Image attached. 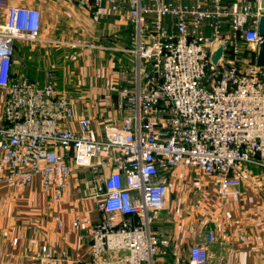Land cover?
<instances>
[{
    "label": "built area",
    "instance_id": "obj_1",
    "mask_svg": "<svg viewBox=\"0 0 264 264\" xmlns=\"http://www.w3.org/2000/svg\"><path fill=\"white\" fill-rule=\"evenodd\" d=\"M74 1L97 19L134 27L135 46L124 52L136 56V82L121 89L132 114L98 136L53 73L45 81L16 75L17 44L45 41L42 15L0 0V184L38 183L59 203L76 171L90 172L89 198L100 214L88 236L91 264H155L171 244L153 232V214L169 208L178 170L215 177L224 195L242 186L243 166L264 170V67L257 65L264 0ZM217 46L223 54L214 66ZM73 223L81 228L84 220L78 214ZM39 256L57 264L46 247ZM207 258L206 247L194 245L187 264Z\"/></svg>",
    "mask_w": 264,
    "mask_h": 264
},
{
    "label": "crops",
    "instance_id": "obj_2",
    "mask_svg": "<svg viewBox=\"0 0 264 264\" xmlns=\"http://www.w3.org/2000/svg\"><path fill=\"white\" fill-rule=\"evenodd\" d=\"M11 4L40 10L45 40L17 44L21 64H15V74L45 81L53 73L58 91L77 100L78 115L92 116L98 136L109 123L123 126L132 110L124 104L121 89L133 87L137 77L136 56L124 52L135 46L134 27L114 17L101 19L100 27L92 11L74 0H19L16 4L11 0ZM113 22L119 28L118 51L111 52L106 43L101 48L83 43L84 47H74L78 31L89 33L97 27L108 34ZM50 41L63 44L51 46ZM239 176L242 186L229 188L224 195L215 177L197 170L175 173L169 208L153 214V232L171 244L167 255L155 264H187L194 245L206 247L208 264H264V170L245 165ZM93 181L90 172L77 170L59 203H52L38 183L27 188L0 184V264H46L39 256L44 247L57 264H91L88 236L100 220L96 200L89 198ZM78 214L84 224L74 228ZM210 232L215 234L212 243Z\"/></svg>",
    "mask_w": 264,
    "mask_h": 264
},
{
    "label": "rangeland",
    "instance_id": "obj_3",
    "mask_svg": "<svg viewBox=\"0 0 264 264\" xmlns=\"http://www.w3.org/2000/svg\"><path fill=\"white\" fill-rule=\"evenodd\" d=\"M12 1L15 4L19 3V0H12ZM0 15L2 16L3 12H1ZM92 17H93L92 19L94 20L95 24L101 27L100 24L102 22L100 20L103 19V18L97 19L95 15L94 16L92 15ZM41 20H42V16H41ZM112 24H113L112 25V29H111V31L108 32V34L104 33L102 29H98L96 26H95L96 27L95 31L90 30L89 33H83L82 31H78L77 34L75 35V38H74V43L77 44V45L74 44V47L80 48L79 46H83L84 47L83 44H94L95 46L101 48L103 46H106V45H102L103 43H106L108 45V47L110 48L109 50L111 52L112 51H118L120 46L116 45L115 43H117V40H118V33H119L118 30H119V28L117 26V23L114 24V22H113ZM87 41H89V43H86ZM37 53L38 52H36V54ZM36 54H33L34 57H37ZM131 55H133V54H131ZM20 58H21L20 56H16V66L21 64V62H20L21 59ZM29 60L33 61V60H36V59L33 58V60L32 59H29ZM104 67H107V66H104Z\"/></svg>",
    "mask_w": 264,
    "mask_h": 264
},
{
    "label": "water",
    "instance_id": "obj_4",
    "mask_svg": "<svg viewBox=\"0 0 264 264\" xmlns=\"http://www.w3.org/2000/svg\"><path fill=\"white\" fill-rule=\"evenodd\" d=\"M259 34L261 36H264V17H262L259 21ZM223 54V48L222 46H217L213 50L212 54V63L214 66H217L219 59L221 58ZM257 65L259 67H264V42L260 45L258 56H257ZM251 155L256 156L253 153H250ZM256 158H259L256 156Z\"/></svg>",
    "mask_w": 264,
    "mask_h": 264
}]
</instances>
